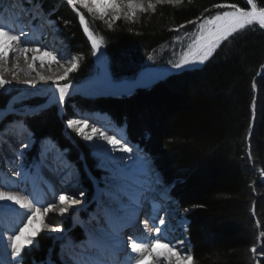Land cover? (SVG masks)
<instances>
[{
  "label": "trees",
  "instance_id": "trees-1",
  "mask_svg": "<svg viewBox=\"0 0 264 264\" xmlns=\"http://www.w3.org/2000/svg\"><path fill=\"white\" fill-rule=\"evenodd\" d=\"M33 1L54 21L73 55L80 57L78 70L68 80L81 83L90 78L92 48L76 12L63 0ZM256 2L264 6V0ZM217 3L250 7L247 0H184L176 7L158 5L155 13L138 14L135 22L110 17L101 21L77 8L94 34L104 37L108 72L117 82L132 81L148 67L172 66L170 61L180 58L198 24L224 10L215 9ZM182 24L179 32L173 30ZM9 93L0 90V108ZM70 104L108 113L151 158L188 221L197 264H264V29L254 25L234 34L201 68L170 75L130 95L75 96ZM66 112L72 113L69 107ZM25 120L35 140L29 156L36 159L40 143L52 138L80 164L81 152L56 107ZM84 151L96 173L93 159ZM85 184L91 188L88 180ZM66 227L73 238L83 236L70 220ZM55 245L52 237L40 236L37 248L22 253L23 264L55 257Z\"/></svg>",
  "mask_w": 264,
  "mask_h": 264
},
{
  "label": "bare ground",
  "instance_id": "bare-ground-1",
  "mask_svg": "<svg viewBox=\"0 0 264 264\" xmlns=\"http://www.w3.org/2000/svg\"><path fill=\"white\" fill-rule=\"evenodd\" d=\"M23 4V0H9L4 5L0 4V25H4L7 29L13 30L14 34H19L22 30L27 34L25 37H22V39L28 42L29 47H39L40 51L27 53V59H25L24 54L15 55L10 52L7 63L4 64L3 62H0V77L9 83H13L18 86V88L22 89L24 93L41 92L46 87L55 85L53 82L56 77L62 75L64 69L70 66L69 61L71 54H69L68 51L61 49V45L53 38L48 39L46 43L40 42L41 35L38 34L36 30L33 31L32 24L26 25L25 23L26 19L33 20V17L35 18L37 14L34 13V9H31L30 12L25 10L27 11V15L25 18H22L23 14L21 13L20 7ZM38 21L39 19H36V22ZM45 50L53 52L57 56V62H53L49 57L44 56ZM33 55L39 57V59L35 62L32 60ZM93 59L97 64H99V75L81 83H68L71 87L69 89V95L65 98L70 97L71 94L81 93L121 96L129 94L127 92L128 88H131L132 91L140 87L146 88L155 81L161 80L170 74H178L180 71L182 72L183 70L201 66L198 64L182 69H176L172 66H152L143 69L132 81L122 80L114 82L109 76L108 68L102 57L101 51L96 55H93ZM41 60L45 62L43 66H41ZM29 65H32L33 67L32 72H29ZM36 73H39L46 78L41 80ZM48 77H51L52 79H48ZM25 81H34V86L26 84ZM47 96L51 99V101H54L55 103L58 102L57 91L54 94H50L49 92ZM15 104L10 103L8 106L0 109V120L3 118L4 113L11 110L5 116L3 121L0 122V190L12 191L20 195H28L30 199L35 197L39 200L40 205L44 207L52 204L53 211L49 212L44 217V224H40L37 221L33 225V228L41 229L39 233H54L56 235H60L59 226L61 225L63 227V224L60 222L62 215L59 213V207L62 205L60 204L59 196H72V198L77 200L78 203L69 207L68 211L79 210L82 207L84 198L83 195L78 193L80 180L78 177L73 178V174L71 173L73 169L69 170V172H64L67 162L63 159V154L59 153L56 148L49 146L46 147L39 165L34 169H31L33 167L28 168L27 163L23 160L24 158L20 156L21 154L19 153L20 150L18 148H22V146L25 147L24 145H26L28 135L21 131L20 124L11 125V123H9L5 125L3 123L8 118L9 121L12 120L14 123L16 121H22L23 116L19 115L18 111H21L23 108L21 106L17 107ZM20 104L22 103L20 102ZM67 107V105H64L63 109L66 110ZM85 117L89 120V125L85 129V131L89 132V134L91 127L93 126L102 130L107 129V134H113V132L108 128L111 127L108 122H103L107 127L103 125L100 126L101 118L99 117H91L79 112L77 114H73L71 119H82ZM17 135L19 142L18 146L7 145H13L16 142L15 136L17 137ZM117 138H119V136ZM85 141L90 145L93 154H95L99 160V167L98 170H96V174H100L102 178L98 181L97 186L99 187V190L96 192V198L89 205L91 210L88 215L86 214L87 216H85L84 219L83 224L85 225L86 233L88 234L87 238H84L81 243L77 244L73 242L63 243L60 252V261L56 257V264H131V258L135 257L137 254L132 253L131 248H129L130 251L125 252L126 254L119 253V244H116L117 236L118 239L120 238L125 240L124 235L126 234H122L121 236V232H124L129 228V232L131 233L132 226L133 228L140 230V238H138V241L147 235L146 232L144 233V237L143 234H141L142 227L138 228L137 226L132 225V223L126 222L125 218L128 215L126 209L129 206L130 195H138L139 189H143L144 193L148 194L150 189H154L157 185H159L157 183H153L154 181H158L156 180L157 174L150 168L148 164L149 158L141 156L142 153L140 149L138 151V149L129 145L133 149L131 154L117 151L112 153V155L118 158L124 156L125 158L122 161H112L108 156V153L102 151L104 147L111 149V145H107L105 141L98 140L96 138H94V141ZM95 145H100V147H96ZM8 152L11 155H8ZM21 159L23 160V163L18 164V160ZM116 163L120 164L121 172L124 178V183L119 187L112 183L113 165ZM17 173H19V175H17ZM60 173H62V178L57 179V176ZM69 173L71 175H68ZM67 179H70L69 181H71V183L68 184L69 186L66 190L63 189V182ZM127 180L132 184L128 183ZM26 189H30L31 193L29 194ZM160 189L161 188L157 187V191H160ZM73 193H75V195H72ZM113 193H116V195H113ZM120 195H123L122 197L124 199L120 200ZM157 196L159 195H156V197ZM65 203H70V201L66 199ZM4 205H9L17 209L20 213L24 212L23 209H19L18 205H12L11 202H0V210L4 208ZM147 206H149V204H147L146 207ZM172 206L173 205H171L170 202L167 203L166 200H163V208L166 209V212H168V222H170L168 225H160L157 212H154L152 209L148 211L149 216L147 219L149 221V226H152L153 223H155V226L163 229L162 235L166 238L163 242L176 240V237L173 238L167 235L168 232H171L169 226H171V224H175L174 222H171V220L175 217L173 210H170L172 209ZM159 207L160 205H157V208ZM144 221L143 226L145 227ZM26 222L27 221L25 219L23 223ZM23 223L13 217L10 213L5 215L4 211H0L1 255L5 254V252H12V249L9 246V237L13 234L12 229L16 228L18 230L19 227L23 226ZM45 225H47V227H45ZM137 225L139 226V224ZM6 226H8V228H6ZM2 229H6L9 233H11L10 236L2 235ZM126 232H128V230ZM151 235L155 236L157 234L152 232ZM158 251L163 252L165 250L158 249ZM121 254L124 255V257L121 258ZM1 255L0 261H6L8 264L11 262V258L8 255ZM112 255L115 258V261L109 263L108 258Z\"/></svg>",
  "mask_w": 264,
  "mask_h": 264
},
{
  "label": "snow or ice",
  "instance_id": "snow-or-ice-1",
  "mask_svg": "<svg viewBox=\"0 0 264 264\" xmlns=\"http://www.w3.org/2000/svg\"><path fill=\"white\" fill-rule=\"evenodd\" d=\"M190 3L191 0H188ZM67 3L76 11L79 17L83 30L87 35V38L91 42V48L93 55H96L101 51L104 37L96 36L90 29L88 22L86 21L83 12L77 8H83L87 13L91 14L94 18H98L101 21H105L106 17H110L112 21L120 20L121 18L135 22L138 14L147 13L151 10L155 13L158 5H170L173 7L179 6L184 3V0H67ZM247 5L250 7L244 8L239 7L236 4H225L217 3L213 5L215 9H224L222 12H217L215 15L205 17L202 22L198 24L197 33L192 36L190 44L186 49L182 50L180 58L176 61H170L173 68L182 69L189 66L202 65L209 60L214 54L217 48L221 44L227 41L234 34L245 30L246 28L258 25L260 29H264V6H258L256 0H247ZM205 11H208L207 9ZM199 19V18H198ZM187 23L195 24L196 21H188ZM108 27L112 28V24L108 23ZM184 25H179L175 29L179 32ZM27 34L22 30L19 34H14L13 30L7 29L6 26L0 25V62L7 63L9 53L15 55L24 54L27 59V53L40 51L39 47H29L28 42L22 37ZM186 35H189L186 33ZM179 40V36L176 38ZM44 56L49 57L51 61L57 62V56L51 51H44ZM39 57L33 55L32 60L35 62ZM79 56H72L70 58V66L64 69L62 75L57 76L53 82L58 92L59 102H64L65 97L69 95V89L71 85L65 83L63 86L60 85V81H66L69 74L75 72L79 68ZM44 61L41 60V66L44 65ZM33 71L32 65H29V72ZM15 75V73H14ZM41 80L46 77L36 73ZM48 79H52L48 77ZM9 82L0 77V90L5 89V86ZM26 84L33 85L34 81H25ZM255 86V85H254ZM131 88L127 89L130 94ZM69 127H73L76 133L83 137L87 141H94V138L105 141L107 145H111V149L104 147L102 151L108 153V156L112 161H122L125 157H116L112 155L117 151L122 153L131 154L133 152L132 147L129 146L128 141L123 137L119 136L118 133L112 135L107 134V129H100L95 126L91 127L90 134L85 131L89 125L88 118L82 119H69L67 121ZM27 147L28 145H24ZM100 147V145H95ZM19 175V173H17ZM68 175H71L70 173ZM112 183L116 186H122L124 178L121 172L120 164L116 163L113 165V178ZM153 183H158L154 181ZM139 194H133L129 196V206L126 209L128 212L126 219L127 223H132L135 219L137 211L142 208L147 194L144 193L143 189L138 190ZM82 194V193H81ZM72 195H75L73 193ZM116 195V193H113ZM166 193L161 190L160 195L152 197V210L157 212L163 207V200L166 199ZM66 199L70 203H65ZM59 201L62 206L59 207V213L63 215L66 213L72 205L78 203L77 200L73 199L72 196L65 197L64 195L59 196ZM0 202H11L12 205H18L19 209H23L24 212L20 213L17 209L4 205V208L0 211H4L5 215L11 214L13 217L18 219L21 223L26 219V223H23L22 227L12 229L13 234L9 237L10 247L12 249L11 256L14 258L11 264H16V261L22 260V253L25 248L34 244L36 235L41 229H34L33 225L38 221L40 224H44V217L51 211H53V205L50 204L47 207L40 205V202L35 197L29 198L28 195H20L12 191L0 190ZM160 205V208H157ZM159 224L166 225V219L159 217ZM145 232L147 235L137 240L131 239L130 248L132 253L137 254L131 258V264H197V261L192 253L191 247L185 248V241L182 239L168 240L163 242L166 238L162 235L163 229L161 227L149 226V221L146 218L144 221ZM47 227V225H45ZM155 232L157 235L152 236L151 233ZM158 249H164L165 251H158ZM253 253L256 252V248L251 249ZM0 264H8L6 261H0Z\"/></svg>",
  "mask_w": 264,
  "mask_h": 264
},
{
  "label": "rangeland",
  "instance_id": "rangeland-1",
  "mask_svg": "<svg viewBox=\"0 0 264 264\" xmlns=\"http://www.w3.org/2000/svg\"><path fill=\"white\" fill-rule=\"evenodd\" d=\"M63 1H65V2H67V0H63ZM30 2H29V4H28V8H26V10H28L29 12H30V10L31 9H34L33 11H34V13H36L37 14V16H40V15H43V12L41 11V10H39L38 8H36V4H33V6H32V8L30 7ZM69 5V4H68ZM70 6V5H69ZM77 6H79V5H77ZM29 7H30V9H29ZM71 7V6H70ZM72 8V7H71ZM73 9V8H72ZM76 12V11H75ZM40 13V14H39ZM78 20H79V17H78ZM80 22V21H79ZM80 25H81V23H80ZM81 28H82V30H83V25H81ZM197 29H198V26L196 27V33H197ZM83 33H84V30H83ZM84 35H85V37L87 38V36H86V34L84 33ZM96 36H98L97 34H95ZM99 37V36H98ZM87 40H88V38H87ZM48 40H44L42 37L40 38V42H44V43H46ZM58 41V40H57ZM56 41V42H57ZM61 43L62 44V42L61 41H58V43ZM88 42H89V40H88ZM59 43V44H60ZM60 44V45H61ZM89 44H90V42H89ZM59 45V46H60ZM90 46H91V44H90ZM61 49H63L64 51H68L69 52V54H71V57L72 56H74L73 55V53L68 49V47H67V45H64V44H62L61 45V47H60ZM66 49H68V50H66ZM101 53H102V57H103V59H104V61H105V63H106V65H107V61H106V57H105V54H104V49H103V45H102V48H101ZM210 59V58H209ZM92 60H93V69H92V71H91V75L92 76H90V78H88V79H91V78H93V77H96V76H98L99 75V64H97L95 61H94V59H93V55H92ZM97 64V65H96ZM206 64V62L204 63V64H202L200 67H194V68H190V69H187V70H192V69H198V68H201V67H203L204 65ZM159 66H163V65H159ZM155 67V66H154ZM168 67H170V66H168ZM187 70H183V71H187ZM182 71V72H183ZM110 76V75H109ZM87 79V80H88ZM86 81V80H85ZM84 82V81H83ZM155 82H157V81H155ZM154 82V83H155ZM153 83V84H154ZM153 84H151V85H153ZM141 88V87H140ZM140 88H136V89H134V91L135 90H137V89H140ZM46 89V90H45ZM43 91H41V92H33V93H24V91H22V89H19L18 88V86H16L15 84H13V83H8L6 86H5V89H2L3 91H9L10 93H9V100H8V105L10 104V103H16V104H20V102L22 103V104H20V105H24V103L26 104V102H28L27 100H29V99H32V98H36L37 99V97L38 98H40L39 96H42V97H45L46 99H45V102H44V104H43V106H44V108L46 109V108H48V105H49V102H51V99H49V97L47 96L48 95V93L50 92V94H54L53 92H55L54 91V89L53 88H50V87H46ZM52 91V92H51ZM46 92V93H45ZM133 92V91H132ZM73 95V96H72ZM76 95H82V96H89V97H94V95L93 94H85V93H81V94H71L70 95V98L71 97H74V96H76ZM126 95V94H125ZM127 95H129V94H127ZM102 96V95H101ZM112 96H120V95H112ZM35 99V100H36ZM20 101V102H19ZM25 101V102H24ZM47 101V102H46ZM48 103V104H47ZM46 104V105H45ZM8 105H6V106H8ZM55 105H56V107H57V110H58V116H60L61 118H62V114H63V107H62V104L60 103V102H58V103H55ZM61 106V107H60ZM5 107V106H4ZM3 107V108H4ZM69 108H70V110H71V112H72V115L73 114H77V113H79L80 111H82V110H79L76 106H75V104H69ZM23 111L25 110V111H27L26 110V108L24 107L23 109H22ZM28 114H30L31 115V112H29ZM34 114H36V113H34ZM85 114H87V112H85ZM20 115V114H19ZM30 115H27L26 114V116L24 117L25 119L27 118V116H30ZM32 115H33V113H32ZM31 115V116H32ZM22 119V121H25V119ZM62 121H63V118H62ZM68 121V120H67ZM18 124L19 123H21V122H17ZM6 125V124H5ZM63 126L65 127V129L68 131V133L70 132V134L73 136V139H74V145H75V147L77 148H80V149H85V150H87L88 151V153H89V155H90V157L93 159V160H97V163H96V165H95V168L98 170V167H99V160L95 157V154H93V152H92V149H91V147H90V145L85 141V139H83V137L82 136H80V135H78L77 133H76V131H75V129L72 127H69L68 126V124L66 123V120L63 122ZM25 130V129H24ZM121 131V130H120ZM29 134H28V132L26 133L27 135H28V140L26 141V145H28L29 146V144H31V143H33V138H32V134H31V131L29 130ZM18 146V145H17ZM16 146V147H17ZM27 146V147H28ZM131 146V145H130ZM15 147V148H16ZM27 147H23L22 146V148L21 147H18L19 148V153L21 154V152L22 151H25L26 149H27ZM21 148V149H20ZM137 149V148H136ZM138 151H139V149H138ZM66 152H68V150L66 151ZM141 154V153H140ZM20 156H22V155H20ZM142 157H146L144 154H142L141 155ZM28 157V160L30 161L31 159H30V156L28 155L27 156ZM25 161V160H24ZM26 162V161H25ZM66 162V161H65ZM27 163V162H26ZM148 164H149V166H150V168L151 169H153V172H155L156 174H157V178H156V180H158V183L157 184H161L160 183V180H162L163 178H162V176L154 169V166L152 165V162H151V159H149V162H148ZM151 164V165H150ZM30 166V167H29ZM28 166V168H31V167H37L36 165H34V164H30ZM148 166V167H149ZM75 168H76V170H74V167H73V170H74V172L72 173L73 174V178L74 177H78V179H80V177H81V181H80V183H79V190H78V193L79 194H81V195H83V197H84V194H85V192L87 191V192H89V193H91V195H92V197H91V199L89 200V201H85L84 200V198H83V204H82V207L79 209V210H69L68 212H66V213H64L62 216H61V218H60V222L63 224V226L65 225V223L67 222V220H70V222L73 224V225H77V226H79L80 228H82V230H83V232H84V236H85V238L87 237V233H86V229H85V225L83 224L84 223V219H85V216H87L89 213H83L84 212V208L86 207V205H90L91 203H92V201L96 198V192L99 190L97 187V185H98V181L100 180V178H102V176L100 175V174H98L97 173V175L99 176L98 178H94L93 176H91L90 174H89V170H87L86 169V167H84V165L82 164V162L80 161V164L77 162H75ZM31 169H34V168H31ZM80 170V171H79ZM80 175V177L78 176V175ZM70 179H67V180H65L64 182H63V189H68V184L67 183H71V181H69ZM85 180H88L89 182H90V184H91V188H90V190L89 189H87V186H86V184H85ZM128 181V180H127ZM128 183H130V184H132L130 181H128ZM67 184V187L65 186ZM97 186V187H96ZM158 188H160V187H158ZM169 190V189H168ZM168 195H169V191H168V193H166V197L168 198ZM123 196V195H122ZM121 195H120V200H122V199H124L123 197H122ZM166 198V199H167ZM165 200V199H164ZM167 201H169V200H167ZM171 211L172 210H174L173 212L174 213H177L178 212V214H180L181 215V218H180V220H181V223H180V225H172L171 224V226H169L170 227V233L168 232L167 233V235H169L170 237H173V238H175L176 237V240H178V239H182V240H184L185 241V248H187L188 246H190V244H189V241H188V239H187V221H186V219L183 217V214H182V212L178 209V206H177V204H175L174 205V209H173V206H172V209H170ZM83 213V214H82ZM87 214V215H86ZM175 215V214H174ZM84 216V217H83ZM168 223H170V222H168ZM166 225H168V224H166ZM174 226H175V228L176 227H179V226H181L180 228H179V230L178 231H175V230H173L172 231V229L174 228ZM61 227V228H60ZM141 231H142V234H143V237H144V233H145V227L143 226V225H141ZM6 228H8V226H6ZM59 229H60V231H59V233H60V235H56V234H54V233H39V234H37L36 235V237H35V239H34V244L33 245H31V246H28V247H26L25 249H29V248H37V244H38V238L40 237V236H50V237H52L55 241H61L62 242V244L63 243H67V242H70V239L69 238H67V237H65L64 235H65V233H66V229L64 228V227H62L61 225L59 226ZM2 231H3V233H2V235H4V236H10V234L11 233H9L6 229H2ZM124 232H121V236H122V234H123ZM128 251H130V250H128ZM127 251V252H128ZM60 252H61V247H60V245H57V257H58V259H59V261H60ZM6 253H8V254H6ZM11 253L12 252H5V254H3V255H1V256H4V255H8L10 258H11V261L14 259L12 256H11ZM22 261H23V258H22V260H18V261H16V264H22ZM47 263H49L48 262V258H46L45 260H43V262H41V263H39V264H47ZM9 264H11V262H9ZM52 264V263H51Z\"/></svg>",
  "mask_w": 264,
  "mask_h": 264
},
{
  "label": "water",
  "instance_id": "water-1",
  "mask_svg": "<svg viewBox=\"0 0 264 264\" xmlns=\"http://www.w3.org/2000/svg\"><path fill=\"white\" fill-rule=\"evenodd\" d=\"M180 72H181V71H180ZM180 72H178V73H180ZM170 75H171V74H170ZM170 75H168V76H170ZM168 76H167V77H168ZM167 77H165V78H167ZM165 78H163V79H165ZM163 79H161V80H163ZM161 80H158V81H161ZM158 81H157V82H158ZM155 83H156V82H155ZM155 83H154V84H155Z\"/></svg>",
  "mask_w": 264,
  "mask_h": 264
}]
</instances>
